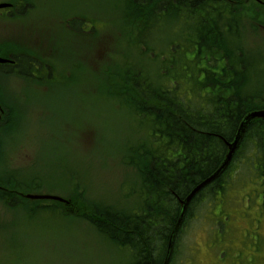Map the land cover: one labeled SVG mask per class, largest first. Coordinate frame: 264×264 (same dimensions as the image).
Returning <instances> with one entry per match:
<instances>
[{"label":"rangeland","instance_id":"1","mask_svg":"<svg viewBox=\"0 0 264 264\" xmlns=\"http://www.w3.org/2000/svg\"><path fill=\"white\" fill-rule=\"evenodd\" d=\"M1 2L21 7L0 10V57L30 53L45 74H0V184L10 200L17 198L13 205L0 198V264H128V249L76 213L141 204V178L132 162L154 132L138 111L145 101L137 108L115 96L125 90L132 97V87L121 83L135 69L159 83L167 48L181 43L182 25L160 22L141 36L142 49L122 0ZM71 19L77 22L68 25ZM260 20L240 19L249 35L244 50L254 48L248 62L255 67L264 62ZM185 55L177 71L179 90L188 96L192 84L182 73L197 77V70L184 67L191 56ZM258 149L245 141L219 194L208 188L191 210L187 206L190 216L171 264H264V176L252 167L262 156ZM26 193L63 197L76 218L61 213L68 214L65 203L56 202L55 211L47 207L51 201L19 200Z\"/></svg>","mask_w":264,"mask_h":264},{"label":"trees","instance_id":"2","mask_svg":"<svg viewBox=\"0 0 264 264\" xmlns=\"http://www.w3.org/2000/svg\"><path fill=\"white\" fill-rule=\"evenodd\" d=\"M122 4L126 20L134 21L132 38L140 37L138 47L147 46L141 36L167 21L182 25L178 34L181 43L172 42L167 48L170 57H164L161 63L168 65L161 68L163 78L159 83H153L145 73L135 69L121 83L132 87V97L125 90L116 92L115 96L117 99L127 97L137 108L145 101L138 111L149 118L154 132V139L148 140L144 152L134 160L135 163L132 162L138 166L141 178V204L126 211L103 208L90 212L84 207L76 216L91 223L98 233L119 247L128 249L132 255L128 264H161L169 232L178 217L177 197L185 196L194 184L217 168L225 151L219 135L230 139L247 111L264 108V89L255 88L260 87L254 81L253 65L248 62L254 48L244 50L242 39H249V35L239 24L241 17H252L254 11L237 13L230 7L226 22L222 9L228 4L216 0H122ZM142 22L145 23L138 24ZM70 23H74V19ZM219 50L225 52L224 58L215 55ZM180 53L191 54L184 61L188 71L193 64L198 69L196 72L203 74L196 78L191 71L182 73L187 74L186 80L192 84L189 90L192 95L188 96L179 90ZM258 54L259 51L256 57ZM29 65L28 61H22L19 74H23ZM3 66L5 64H0V70ZM247 140L250 146H259L257 152H262V156L256 155L258 162L252 167L264 176V120L249 125L234 159ZM206 147L209 149L204 150ZM217 180L208 187L214 194L219 185ZM4 201L13 205L11 202L15 200ZM196 201H191L190 210ZM52 202L47 207L58 211L56 202ZM71 205H64L68 214L61 213L76 218L71 215L75 213ZM188 213L189 209L182 227L190 216Z\"/></svg>","mask_w":264,"mask_h":264},{"label":"water","instance_id":"3","mask_svg":"<svg viewBox=\"0 0 264 264\" xmlns=\"http://www.w3.org/2000/svg\"><path fill=\"white\" fill-rule=\"evenodd\" d=\"M5 4H1V7H5ZM4 60L0 59V62H3ZM258 118H264V110H253L248 112L243 116L241 121L238 124V127L236 129V132L234 134V137L232 138L231 141L226 142L227 145V151L224 155L223 160L221 161L220 165L205 179H203L200 183H198L188 194L187 196L183 199L180 200V211L178 218L175 222V224L172 227V230L169 234L168 238V243H167V248H166V253H165V258L162 264H168V261L170 259V256L172 254V249H173V243L175 236L180 228V225L183 221L186 209L188 204L190 203L191 199L203 188L205 187L208 183H210L212 180H214L216 177H218L228 164L230 163L233 154L237 147L239 146L240 142L242 141V138L250 125V123ZM27 197L30 198H35V199H54V200H59V201H64L63 199L56 197V196H37V195H27Z\"/></svg>","mask_w":264,"mask_h":264},{"label":"flooded vegetation","instance_id":"4","mask_svg":"<svg viewBox=\"0 0 264 264\" xmlns=\"http://www.w3.org/2000/svg\"><path fill=\"white\" fill-rule=\"evenodd\" d=\"M227 1H233V0H227ZM263 4L259 3L258 7L256 8V13L258 12H263L264 13V0H262ZM229 7H234L233 5H226L224 8H229ZM10 58L13 60L12 63L8 64L9 67H11V70H15L19 65L22 64V61H25L27 59H20L18 57H14L13 55H10ZM15 58V59H14ZM29 64H31L32 66H35L34 69H27V73H29L30 75H36V71H37V65L35 64V61L33 60H29ZM4 187L0 184V198L2 200H4V191H3Z\"/></svg>","mask_w":264,"mask_h":264},{"label":"bare ground","instance_id":"5","mask_svg":"<svg viewBox=\"0 0 264 264\" xmlns=\"http://www.w3.org/2000/svg\"><path fill=\"white\" fill-rule=\"evenodd\" d=\"M208 149H209V147L204 148V150H208Z\"/></svg>","mask_w":264,"mask_h":264}]
</instances>
